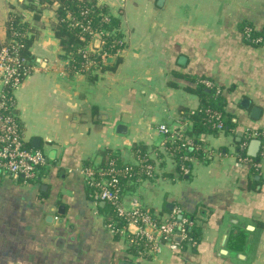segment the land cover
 I'll return each instance as SVG.
<instances>
[{"label":"crops","instance_id":"0c3cea01","mask_svg":"<svg viewBox=\"0 0 264 264\" xmlns=\"http://www.w3.org/2000/svg\"><path fill=\"white\" fill-rule=\"evenodd\" d=\"M96 4L119 20L121 36L106 51L104 34H91L77 65L54 32L57 0H0V48L12 11L33 37L16 112L27 145L46 156L41 179L0 174V264H264V170L248 154L264 139V42L245 32L264 30V0ZM198 85L222 93L234 125L206 135L204 157L184 152L178 162L160 125L188 129L183 110L201 107ZM109 158L135 169L148 159L154 175L127 180L124 205L180 209L196 221V245L141 258L112 234L113 213L78 173Z\"/></svg>","mask_w":264,"mask_h":264},{"label":"built area","instance_id":"2783aa9c","mask_svg":"<svg viewBox=\"0 0 264 264\" xmlns=\"http://www.w3.org/2000/svg\"><path fill=\"white\" fill-rule=\"evenodd\" d=\"M68 18L84 32L93 34L101 31L93 28L90 20L89 23H84L75 20L72 15H68ZM104 22L109 23L110 18L106 16ZM24 36H30L29 31H16L0 48V174L29 183L41 179L46 156L41 150L27 145L16 112L15 93L34 69L32 60L22 55L20 51ZM203 84L207 87L212 86L209 81H203ZM207 113L208 120L214 122L212 124L214 129L223 132L224 124L220 114L212 110H208ZM160 131L167 136L169 142L181 141L179 147L183 151L188 147L195 146L196 149L201 147L193 138L185 137L181 129L173 130L167 124H161ZM184 158L188 159L186 156ZM239 159L244 161L249 158L240 153ZM254 167L256 170H264V144L259 160L254 161ZM78 173L84 177L92 200L96 203L104 202L114 209L117 219L108 223V230L114 235L124 236L127 247L135 250L137 256L150 258L164 247L178 250L188 244L196 245L197 241L190 235L196 221L184 216L180 209L174 208L165 215L140 204L131 210L124 205L125 182L136 175L148 177L154 175V167L148 159H144L140 168L135 169L128 165H120L117 158H112L107 165L84 166ZM132 227L136 231H133Z\"/></svg>","mask_w":264,"mask_h":264},{"label":"trees","instance_id":"16d2710c","mask_svg":"<svg viewBox=\"0 0 264 264\" xmlns=\"http://www.w3.org/2000/svg\"><path fill=\"white\" fill-rule=\"evenodd\" d=\"M60 3V7L57 11V23L54 25V32L56 37L60 39L61 45L66 53L70 54L72 57V62L77 63L79 65L80 61L83 60V52L85 46L91 37V34L88 32H84L79 26H76L69 18L68 15H72L75 20H80L84 23H89L93 28H97L101 30L104 34V38L106 41L105 50H111L113 45H117V40L120 38V33L118 31H114V28L118 27L119 20L113 16H108L109 11L106 7L97 6V0H57ZM32 9L36 10L35 7ZM38 13V11H36ZM88 12V13H87ZM87 13L86 15H84ZM108 16L110 18V22H104V18ZM37 17V16H36ZM247 29L249 32L247 33ZM29 31L27 24L23 21L22 15L20 12H10L9 20L7 23V39L8 41L12 37V33L18 31ZM245 32L249 37H259L261 36V42H264V30L259 32L252 26H247L245 28ZM116 41V42H115ZM33 42V37L27 36L22 37V48L21 54L33 60V57L30 52V47ZM117 43V44H116ZM101 54L98 53L96 56L97 59L101 60ZM197 92L202 99L201 107L194 111L183 110V115L189 122L188 129L184 130V135L187 138H193L196 144H199L201 147L196 149L194 147H188L186 151H183L179 147L181 141H177L175 143L169 142L170 151L174 153V156L178 162H181L180 156L185 152L189 156H195L198 158H202L205 156L203 151V147L205 145V137L208 134L217 135L220 131L214 129L212 124L213 121L208 120V110L216 111L220 114V118L224 124V131H228L231 126L234 124L230 116L227 114L225 110L224 98L221 92H217L215 88H206L202 85H198L196 88L191 89ZM260 158V154L254 160L257 161ZM111 159L109 158L105 165L109 164ZM119 163V162H118ZM120 164V163H119ZM106 204V203H105ZM110 209V214L113 213V219H117L114 209L106 204L104 208ZM185 216V215H184ZM188 217V216H187ZM190 217V216H189ZM194 219V217H190ZM195 220V219H194ZM190 235L193 240H199V231L197 226L195 225L190 230ZM135 254L137 252L132 250Z\"/></svg>","mask_w":264,"mask_h":264},{"label":"water","instance_id":"95a60500","mask_svg":"<svg viewBox=\"0 0 264 264\" xmlns=\"http://www.w3.org/2000/svg\"><path fill=\"white\" fill-rule=\"evenodd\" d=\"M259 109H254V112H258ZM119 130L121 132L125 131V127L120 125ZM264 142V139L255 138L250 141L249 147H248V154L252 157H257L258 151L260 149L261 144ZM104 203V202H103ZM120 264H136L131 260H123L120 262Z\"/></svg>","mask_w":264,"mask_h":264},{"label":"rangeland","instance_id":"374dc122","mask_svg":"<svg viewBox=\"0 0 264 264\" xmlns=\"http://www.w3.org/2000/svg\"><path fill=\"white\" fill-rule=\"evenodd\" d=\"M2 176H3V178H4V179H7V178H8V179H12V180H17V179H16V178H14V177L5 176V175H2Z\"/></svg>","mask_w":264,"mask_h":264}]
</instances>
